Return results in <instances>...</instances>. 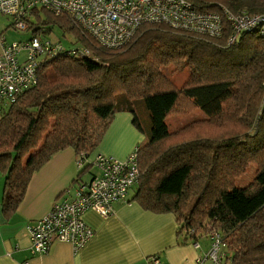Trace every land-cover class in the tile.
Listing matches in <instances>:
<instances>
[{
  "label": "trees",
  "instance_id": "trees-1",
  "mask_svg": "<svg viewBox=\"0 0 264 264\" xmlns=\"http://www.w3.org/2000/svg\"><path fill=\"white\" fill-rule=\"evenodd\" d=\"M186 1L201 11L223 5L233 13H264V0ZM39 11L46 20L40 21ZM26 20L27 31L38 36L42 25H57L91 54L44 60L36 84L0 107L3 210H16L31 175L54 153L71 148L78 163L92 159L115 113L130 112L141 130L132 105L138 97L150 129L137 148L138 177L125 201L155 214H172L176 236L184 240L218 233L231 264H264V167L254 175L252 191L234 186L230 178L241 175L264 144V37L241 34L226 45L224 34L207 39L146 24L126 45L112 50L99 47L65 14L34 9ZM168 65L175 71L189 69L180 88L161 73ZM228 103L238 130L190 133L196 125L191 123L165 145L172 138L164 123L170 113L199 109L205 119L197 122L217 124ZM88 115L98 124L95 132L88 133Z\"/></svg>",
  "mask_w": 264,
  "mask_h": 264
},
{
  "label": "built area",
  "instance_id": "built-area-1",
  "mask_svg": "<svg viewBox=\"0 0 264 264\" xmlns=\"http://www.w3.org/2000/svg\"><path fill=\"white\" fill-rule=\"evenodd\" d=\"M37 8L67 15L74 26L104 49L122 48L146 24H162L207 39L224 34L226 45L241 34L264 37V13H233L223 5L214 11H201L186 0H0V16L9 18L10 26L18 31L27 30L26 18ZM90 54L84 46H64L35 34L10 43L0 34V107H7L17 94L36 84L37 70L44 60ZM137 148L123 160L101 154L90 160L97 171L92 179L79 184L71 197L53 203L44 216L27 225L32 255L47 253L54 241L70 243L74 251L89 241L93 230L84 222V214L92 211L106 219L114 212L113 203L125 202L138 177ZM208 238L204 259L210 264H231V253L219 234L213 231ZM193 246L198 248V241ZM147 264L162 262L153 255ZM199 264L204 263L199 260Z\"/></svg>",
  "mask_w": 264,
  "mask_h": 264
},
{
  "label": "crops",
  "instance_id": "crops-1",
  "mask_svg": "<svg viewBox=\"0 0 264 264\" xmlns=\"http://www.w3.org/2000/svg\"><path fill=\"white\" fill-rule=\"evenodd\" d=\"M129 121V115L116 114L95 155L123 160L134 147L144 144L146 140L140 144L143 138L129 126ZM82 164L78 165L71 148L54 153L31 175L14 212L4 211L1 205L4 175L0 173V264H147V258L153 255L162 264H199V260L205 264L204 252L209 248L205 237L198 239L199 246L195 248L192 240L176 236L172 214L143 210L132 200L113 203L114 212L106 219L87 211L83 220L93 235L81 249L74 251L70 243L54 241L47 253L32 255L27 225L44 216L53 203L71 197L79 184L92 179L94 174L88 173L83 180L88 167L82 168ZM131 195L129 192L128 199Z\"/></svg>",
  "mask_w": 264,
  "mask_h": 264
},
{
  "label": "rangeland",
  "instance_id": "rangeland-1",
  "mask_svg": "<svg viewBox=\"0 0 264 264\" xmlns=\"http://www.w3.org/2000/svg\"><path fill=\"white\" fill-rule=\"evenodd\" d=\"M37 10H41L40 8H37ZM39 19L40 21L46 20V16L43 11H39ZM9 18L0 16V30L3 31L5 26L4 22H8L7 25L10 23ZM31 22H35V19H30ZM43 33L40 34V37L46 38L52 42H59L64 46H71L76 47L77 44L74 42V37L70 32H67L66 30L61 29L55 24L47 23V25H42ZM42 32V31H41ZM32 33L30 31H18L14 29L12 26L8 25V27L3 31L2 36L5 39V42L10 43L13 41L16 42H22L28 38H30ZM161 73L170 80L176 88H180L188 79L190 75V71L187 67L182 68L181 70H176L173 68L172 65H168L161 68ZM78 74V73H77ZM83 77V75H82ZM117 94L116 92L113 93ZM114 97H110L112 99ZM135 103H132L133 105V111L136 114V117L138 118V122L140 124L141 130H138L132 123V114L128 111H121L114 114L119 115V113H125L129 115L130 121L129 126L136 132L139 137L143 138L140 144L146 140L149 134L150 129V123L148 118V113L144 107V104L142 101H135L138 99V97L132 98ZM232 111L230 110V103H228L225 107V110L222 115V120L219 123H210V125H205L203 122H197L202 121L205 119V114L203 111L199 109H192L189 112L182 113V114H173L170 113L165 119L164 123L167 126V129L172 134V138L165 141V145L169 144L171 139H173V135L176 134L179 130H181L183 127L190 125L191 123H195V127L192 129L190 133L199 132L200 134H208L213 135L216 134L218 131L221 133V131H226V133L233 132L234 130H238L239 126H237L235 119L231 120L230 114ZM233 114V113H232ZM90 126L88 127V133H91L92 131L95 132L97 130V122L94 119H91V116L88 115ZM217 126H219V129H217ZM255 130H252L251 132L254 133ZM238 133L239 132H235ZM234 134V133H233ZM34 149H30L29 152L32 153ZM96 154V150L94 151V154L92 155V158ZM91 159V158H88ZM87 159V160H88ZM87 164L85 163L83 166L85 167ZM264 167V144L261 146L260 150L257 152L255 158L246 166L243 173L237 177H230L233 179V185L237 187H247L248 190L252 191L255 189V185L252 184L254 175L257 173L259 169ZM88 173L94 174L97 173L96 169L93 166H89L87 172H84L82 174L83 180H86L88 178ZM132 193V190H130V194ZM208 244H210V240L208 237H205ZM205 240V239H204ZM208 250V249H207ZM208 261V260H207ZM205 262V264H208V262ZM210 264V263H209Z\"/></svg>",
  "mask_w": 264,
  "mask_h": 264
}]
</instances>
